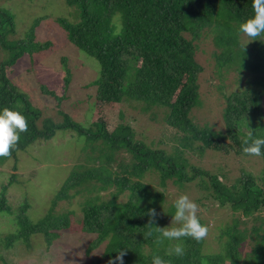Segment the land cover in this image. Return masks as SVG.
Wrapping results in <instances>:
<instances>
[{
    "label": "trees",
    "instance_id": "16d2710c",
    "mask_svg": "<svg viewBox=\"0 0 264 264\" xmlns=\"http://www.w3.org/2000/svg\"><path fill=\"white\" fill-rule=\"evenodd\" d=\"M75 5L78 20L75 23L62 18L58 24L66 35V40L95 60L98 65V77L95 80L96 96L100 103H117L121 99L138 102L147 110L151 106L165 109L163 120L183 134L182 139L192 143L200 141L199 150L208 148L214 151L224 149L221 142L225 136L235 145V153H243V138L247 131H241L246 124L256 131V135L264 138V116L260 106L262 93L255 90H242L231 95H223L225 106L222 110V121L227 135L217 136L206 127L197 129L187 117L189 110L198 100L196 75L200 65L194 61L195 41L201 30L211 27L214 32V43L220 47L230 43L225 39L222 27L227 24L226 36L233 31L232 21L242 23L253 16L252 0H65ZM217 20L213 25V21ZM37 21V20H36ZM31 29V28H30ZM32 30V29H31ZM14 31L12 16L4 8H0V47L7 52V59L0 64V111L4 107L18 110L28 119L27 132L20 134V140L10 157L0 158V166L23 151L36 140H48L56 129L71 128L79 135L91 138L97 155L93 160L96 165L78 166V171H71L68 179L54 196L55 201L65 196L69 186H77L94 181L91 187L99 189L96 183L114 187L108 200L96 198L86 199L80 208L81 218L79 230L94 235L87 244L85 253L102 245L101 259H115L119 250H126L124 264H151L154 255L170 259L172 264H223L230 260L231 264H264V219L255 215L264 208V155L260 157L262 168L260 187L247 172L227 186L216 176H210L209 196L217 207H228L231 210V221L226 222L219 232L217 240L224 238L222 255H205L199 252V242L184 238L181 243L185 249L182 256L168 255L170 249L155 242L156 235L146 237L145 226L149 217V209L158 213V204L162 200L161 192H150L140 180L144 172L155 171L160 177V184L171 180L177 188L183 183L201 178L204 171L189 165L181 155L166 153L162 149H153L141 141H134L133 133L128 125H116L106 131L103 123L94 122L97 130L92 133L90 127H80L63 114V122L56 125L49 118H42L32 109L27 94L20 92L10 83L8 73L11 66L24 53L40 52L48 48L47 43H36L28 31L17 41H8L7 34ZM240 54L245 67L257 72L264 65V41L255 49H247ZM220 55V54H219ZM216 65L221 67L231 59V53L219 58ZM262 65V66H261ZM184 81L182 82V76ZM264 81V78L262 79ZM177 91L176 95L174 92ZM39 90L58 100L57 95L40 85ZM174 95V96H173ZM39 121L40 124H36ZM255 124V125H252ZM247 130V129H246ZM241 137V138H240ZM190 141V142H189ZM92 144V143H91ZM182 146H185L182 144ZM123 150L128 160L118 161L114 156ZM264 151V150H262ZM89 158V157H88ZM113 162V165H111ZM10 182L0 191V212L14 217L17 228L7 239V247L20 241L30 242L32 236H42L45 245H50L68 231L69 219L66 215L53 216L51 209L38 221L31 222L26 214L28 202L19 206L13 213L12 207L6 203L5 192ZM133 178H136L133 180ZM126 192V200L118 203L116 195ZM18 208V207H17ZM16 208V209H17ZM15 209V210H16ZM174 202L168 207L167 215L174 214ZM242 218L251 217L259 225L246 227ZM202 223V222H201ZM159 220L156 215L155 225ZM159 227V226H158ZM249 238L254 242L252 252L241 257L239 246ZM142 246L150 248L142 253ZM241 259L243 260L241 263Z\"/></svg>",
    "mask_w": 264,
    "mask_h": 264
},
{
    "label": "rangeland",
    "instance_id": "374dc122",
    "mask_svg": "<svg viewBox=\"0 0 264 264\" xmlns=\"http://www.w3.org/2000/svg\"><path fill=\"white\" fill-rule=\"evenodd\" d=\"M0 8L7 10L14 22V31L6 36L8 41H17L30 31L36 43L48 45L43 51L24 53L8 73L10 83L18 91L27 94L32 109L56 125L63 122L65 114L78 126L90 127L92 133L97 130L92 126L94 122L103 123L106 131L116 125H128L133 133L132 140L141 141L153 149L159 148L169 154H180L188 167L192 165L204 171L206 174L201 178L183 183L181 188L173 185L171 180L160 184V177L155 171L144 172L140 180L151 193H162V200L157 205L158 226L161 228L171 225L172 217L167 215L168 207L180 194H188L201 208L198 213L200 221L209 227L207 238L199 243V252L205 255H222L224 238H217L221 227L231 221V210L227 206L217 207L209 196L210 176L219 177L225 185L230 186L242 173L247 172L260 187V157L236 154L235 145L227 136L221 142L224 149L199 150L200 141H192L190 144L181 140L183 134L163 120L165 109L157 105L145 110L140 103L127 99H121L117 103H100L95 99L98 65L94 59L66 40V35L58 24L60 18L71 23L77 22L75 5H69L65 0H0ZM216 22L215 19L213 25ZM218 22V26L222 27V32L225 33L224 38L230 39V43L218 47L214 43V32L210 29L212 26L201 30L195 41L193 55L194 61L201 67L196 75L199 95L187 117L197 129L206 127L222 137L227 135L221 114L225 106L223 95L228 96L242 90L262 93L260 106L264 116V66L257 72L250 71V68L245 67L244 59L240 55L247 49L261 46L264 39L250 43L247 37L239 33L240 23L234 21L230 27L233 31H229L226 36L227 24L219 25L223 22ZM228 53H231V59L220 68L217 67L216 56L220 54L221 58ZM7 55L0 47V64L7 59ZM181 81H184V75ZM40 85L53 91L58 100L41 92ZM177 91L178 89L174 95ZM36 124L40 122L37 121ZM246 129L247 124L240 130L245 132ZM90 140L91 138L79 135L68 127L56 129L50 139L36 140L23 151L17 152L16 162L9 158L0 166V191L10 182L11 176H14V181L8 185L5 192L6 203L14 209V214L26 200V214L31 222L40 220L51 207V215H66L70 222L68 231L62 232L60 239H55L48 246L42 236L35 235L30 238L29 245L18 241L7 247V239L14 234L17 225L13 216L0 212V264H108V260L100 258L103 244L89 253L84 252L94 235L82 233L78 220L81 218L80 208L84 200H108L114 187L96 183L99 189H95L91 187L94 181L69 186L65 190V197L53 202L54 196L71 171L76 173L79 165L91 167L98 163L93 160L97 152L92 150V147L98 145L99 141L93 144ZM127 157L123 150L116 152L114 156L115 160L125 162ZM126 195V192L117 194L115 200L118 203L124 202ZM255 215L264 219V208ZM238 218L244 220V225L248 228L254 223L259 225V222H253L251 217L244 219L239 215ZM253 243L247 238L240 244L241 257L247 254L250 256ZM167 246L173 247V241H164L163 248ZM149 251V247L142 246V253ZM242 261L241 259L240 262L243 263Z\"/></svg>",
    "mask_w": 264,
    "mask_h": 264
},
{
    "label": "clouds",
    "instance_id": "9594fccd",
    "mask_svg": "<svg viewBox=\"0 0 264 264\" xmlns=\"http://www.w3.org/2000/svg\"><path fill=\"white\" fill-rule=\"evenodd\" d=\"M251 6L253 16L242 22L238 29L239 33L247 37L250 43L264 39V0H252ZM246 124L247 135L243 138L242 152L247 156L261 157L264 155V151H262L264 150V138L257 136V130L253 131L249 127L247 118ZM27 130L28 119L20 111L8 107H4L0 111V158L11 156L12 151L19 143L20 134ZM174 209L171 225L163 228L154 226L157 213L155 209H149L146 213L149 220L145 226L148 229L145 236L152 237L154 233L157 234L155 242L158 244H163L164 241H181L184 238H191L199 242L207 238L209 227L202 224L198 216L201 208L188 194L182 193L175 199ZM126 250H119L115 259H110L108 264H124L123 258L126 255ZM184 251L183 245L176 243L168 255L174 254L179 257L184 254ZM151 264H172V261L154 255ZM225 264H231V261L226 260Z\"/></svg>",
    "mask_w": 264,
    "mask_h": 264
}]
</instances>
